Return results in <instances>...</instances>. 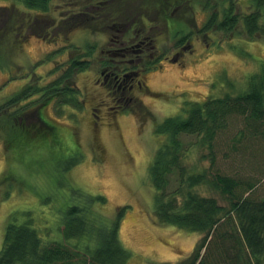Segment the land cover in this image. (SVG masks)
Masks as SVG:
<instances>
[{
	"label": "rangeland",
	"instance_id": "rangeland-1",
	"mask_svg": "<svg viewBox=\"0 0 264 264\" xmlns=\"http://www.w3.org/2000/svg\"><path fill=\"white\" fill-rule=\"evenodd\" d=\"M92 1L49 0L47 10L42 11L19 0H0V249L7 224L13 218L21 221L24 213L33 217V226L44 238H57L61 212L77 188L80 193L103 195L105 203H96L93 209L109 220L121 208L119 239L130 252L126 264H177L192 254L201 235L161 224L153 216L155 190L148 169L163 140L154 132L153 121L177 114L183 100L245 90L247 78L264 66V35L251 38L240 25L231 33L212 29L201 34L197 27L208 15L214 12L218 19H223L224 8L228 6L223 3L227 1L190 0V7L185 5L181 15L176 13L171 23L174 27L184 25V16L191 29L189 43H184L186 47L181 48L166 23L161 22L153 29L146 26L141 30L143 37H152L153 49L143 56L137 57V52H132L122 57L117 48L125 45L137 49L142 40L138 36L133 38L137 18L129 21L128 16L121 19L116 13L109 16L102 12L91 21L96 23L72 27L77 12L93 15L89 8L98 4L97 0ZM129 2L125 0L121 9L127 11ZM233 5L237 13L248 9L247 2L241 5L235 0ZM152 8L145 15L152 14L154 22H158L163 17L160 6ZM124 24L128 25L126 29ZM155 48L156 58L149 57ZM176 54L179 59L171 62L169 59ZM74 57L86 60L87 67L67 81L77 88L78 103L84 107L75 110L66 105L57 109L47 101L38 112L59 124V146L42 150L17 146L14 140L10 144L15 132L21 129L14 119L33 116L30 112L38 109L35 101L19 112L11 99L13 95L28 83L35 86L37 81H51ZM54 68H58L56 73H50ZM138 68L143 71L132 76L134 87L127 92L136 96V100L124 103L123 111L113 112L111 107L116 104L106 73L117 70L120 74ZM243 126L241 117L231 118L221 135L223 138L216 143L213 169L259 180L254 196L263 197L264 141L245 139L236 145L237 150L230 147ZM12 145L16 147L14 150ZM204 151L192 145L184 163L199 169L201 165L209 166V159L201 158ZM76 154L81 158L63 168L65 160ZM196 191L227 204L206 185L197 186Z\"/></svg>",
	"mask_w": 264,
	"mask_h": 264
},
{
	"label": "trees",
	"instance_id": "trees-1",
	"mask_svg": "<svg viewBox=\"0 0 264 264\" xmlns=\"http://www.w3.org/2000/svg\"><path fill=\"white\" fill-rule=\"evenodd\" d=\"M19 1L42 11H46L49 5V0ZM124 1H95L98 5L89 8L93 15L77 12L71 22L72 27L96 23V20L91 21L102 12L109 16L116 13L121 19L128 16L129 21L137 18L133 38L136 35L140 38L141 30L146 26L153 29L162 22L166 23L167 30L181 48L186 47L184 43H189L191 29L184 16V25L174 27L171 23L176 13L181 15L185 5L189 4L190 7V0H166L165 3L162 0H130V5H126L130 7L127 11L126 8L121 9ZM226 1L223 4L228 6L224 8L223 19L211 13L197 27L199 33L206 34L212 29L231 33L240 25L251 38L264 35V0H238L241 5L247 2L248 9L243 13L235 12V0ZM158 6L163 17L154 22L155 16L145 15V12ZM117 20L115 18L114 22ZM124 41L131 42L129 39ZM81 59L69 58L67 67H61L64 70L51 81H37L39 83L36 82L35 86L28 83L13 95L11 99L18 105L19 112L35 101L38 109L30 112L35 114L33 116L14 119L15 123H20L21 129L15 132L10 144L15 142L20 147H41L42 150L59 146V124L52 117L38 112L44 109L47 101L57 109L66 105H71L75 110L84 107L78 103L77 88L67 81L74 73L87 67L86 60ZM57 69L50 73L55 74ZM246 84L247 88L239 93L226 91L218 96L208 94L201 100H183L177 114L153 121L154 132L163 137L148 169L155 190L153 216L161 224L175 225L201 235L192 254L183 257L177 264H264V196H254L259 180L232 176L213 169L216 143L223 138L221 135L229 127L232 117H241L244 125L231 141L232 150H237L236 145L245 142V139L264 141V66L250 75ZM137 100L141 103L140 98ZM187 139L191 141L190 144ZM192 145L206 150L201 158H208L209 166L201 165L199 169L184 163V157ZM15 148L11 146L12 150ZM80 158L76 154L65 160L63 168H69ZM201 185L219 193L227 204H220L214 196L196 191V187ZM74 191L77 192L71 194L70 202L61 212L62 224L57 238H44L33 226V217L28 213L22 214L21 221L16 218L10 220L0 249V264H126L130 252L119 239L121 208L116 217L109 220L93 209L94 204L105 203L103 195L82 194L77 188Z\"/></svg>",
	"mask_w": 264,
	"mask_h": 264
},
{
	"label": "flooded vegetation",
	"instance_id": "flooded-vegetation-1",
	"mask_svg": "<svg viewBox=\"0 0 264 264\" xmlns=\"http://www.w3.org/2000/svg\"><path fill=\"white\" fill-rule=\"evenodd\" d=\"M130 23L131 22H128V25ZM128 25L124 24L123 29H126ZM117 32L120 33L121 31L118 30ZM140 39H142V40H141V42H138V44L136 45V46H138L137 49H128V47H126L124 45L122 47L117 48V51L120 53V55L122 57L128 53H129L128 55H130L132 52H137L136 56H139V55L143 56L146 54L147 50L153 49L155 47L152 44V38H149L148 36H146V37L141 36ZM124 47H126V48L124 49ZM154 54H158V51L156 50V48L154 50H151V52L148 55H149V57L156 58V57H154ZM159 55H161V54H159ZM159 55H158V57H159ZM177 56H178V54L174 55L169 60L171 62H174L176 59H179V58H177ZM129 61L132 62V59L130 58ZM141 71H143V68H138L137 70L122 72L120 74L117 73L118 72L117 70H115V72L112 71L111 73L110 72L106 73L107 74L106 75L107 81L111 82L109 87H112V90H113L112 93H110V94L114 98V103L116 104L115 106L111 107V109H113V112L116 111V113H118V112L123 111V104L124 103H126L127 101L130 102V100H132V99L136 100V96L128 95L127 92L132 90V88L134 87V84L130 81L133 78L132 76L135 75L136 73L139 74ZM107 81L105 83H108ZM139 85H140V82H139ZM94 115H95V117H97L96 114H94Z\"/></svg>",
	"mask_w": 264,
	"mask_h": 264
},
{
	"label": "bare ground",
	"instance_id": "bare-ground-1",
	"mask_svg": "<svg viewBox=\"0 0 264 264\" xmlns=\"http://www.w3.org/2000/svg\"><path fill=\"white\" fill-rule=\"evenodd\" d=\"M131 221V220H130Z\"/></svg>",
	"mask_w": 264,
	"mask_h": 264
}]
</instances>
